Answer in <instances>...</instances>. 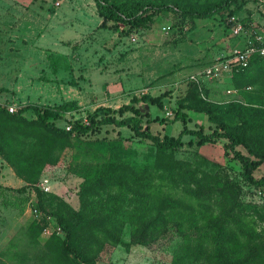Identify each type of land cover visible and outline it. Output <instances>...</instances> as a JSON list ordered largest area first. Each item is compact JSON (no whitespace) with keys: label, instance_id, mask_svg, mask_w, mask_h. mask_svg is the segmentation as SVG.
Segmentation results:
<instances>
[{"label":"trees","instance_id":"1","mask_svg":"<svg viewBox=\"0 0 264 264\" xmlns=\"http://www.w3.org/2000/svg\"><path fill=\"white\" fill-rule=\"evenodd\" d=\"M246 1L94 0L101 25L112 22L118 32L119 23L147 28L159 12L192 20L220 15L221 25L228 28L225 16L239 12ZM230 82L237 94L218 102L202 97L197 84L189 81L188 92L165 118L149 112V105L162 108L165 93H142L118 108L99 105L86 118L74 120L65 114L78 108L76 100L53 106L23 104L15 112L0 103V156L25 181L19 191L34 189L36 206L51 213L64 231L62 237L42 242L41 225L31 220L0 251V264H98L109 247L128 252L133 246H150L170 230L180 243L169 264H264V175H254L264 163V59L254 56L232 73ZM28 110L36 119L22 115ZM189 114L206 116L214 126L209 132L200 125L190 128ZM59 119L64 124H58ZM157 121H180L182 127L176 136L160 135L150 129ZM66 125H71L69 130ZM104 126L128 128L133 137L149 142L151 156L139 162L137 150L119 133L79 140L78 208L37 186L49 167L62 162L72 135L94 134ZM184 135L196 137L199 145L223 140L224 157L240 165L237 177L200 155L177 158ZM240 181L261 201L242 200Z\"/></svg>","mask_w":264,"mask_h":264},{"label":"rangeland","instance_id":"2","mask_svg":"<svg viewBox=\"0 0 264 264\" xmlns=\"http://www.w3.org/2000/svg\"><path fill=\"white\" fill-rule=\"evenodd\" d=\"M258 4L259 0H247L243 8L240 7L237 9L239 12L233 14L244 20H254L256 24L264 23V2ZM60 5L56 9L61 11L58 18L43 28L38 27L39 34H45V38L37 43L35 72L31 69L26 71L32 74L25 76L26 86L22 91L10 89L8 93L2 92L0 103L3 105L18 102L22 105L53 106L66 100H76L78 108L65 114L66 119L74 120L86 118L99 105L118 108L128 104L132 97L140 96L142 92L153 96L165 93L162 108L149 105L152 117L165 118V111H173L176 100L188 92V74L201 70L241 45L240 39L232 34L230 28L221 25L220 15L192 20L159 12L147 28L129 29L127 25L119 23L117 26L122 32H118L112 22L101 25L102 18L97 14L94 0H61ZM15 45L20 48L19 44ZM6 47L8 44L0 43L1 49ZM28 79L31 90H28ZM228 87H231V82L227 76L208 80L203 87L204 98L225 101L229 98L224 92ZM129 114L126 112L124 115ZM22 115L30 120L36 119L32 110ZM189 115L187 126L190 128L200 125L209 132L214 126L206 116ZM57 123L64 124V121L59 119ZM181 127L180 121L150 124L151 131L160 135L176 136ZM118 133L137 150L139 162L143 163L151 156L149 142L133 137L128 128L104 126L94 134L72 135L71 144L61 154L62 162L49 167L43 176H48L50 181L68 180L73 190L79 181L76 179V184L72 178L81 172L77 168L82 154L79 140L114 138ZM182 139L184 145L175 152L177 158L191 160L200 155L220 164L231 177H237L240 165L236 160L224 157L223 140L199 145L196 137L184 135ZM2 160L0 156V163L6 164ZM254 175H264V163L254 171ZM240 184L243 186L242 200L261 201L242 181ZM30 198L28 193L18 188L0 185V251L9 240L20 236L21 229L33 220V217L28 220V211L24 210L29 207L26 202ZM127 230L125 240L128 239ZM44 239L46 237L40 235L42 242ZM179 243L180 237L170 230L150 246H136L128 252L121 246L109 247L101 254L98 264H169Z\"/></svg>","mask_w":264,"mask_h":264},{"label":"crops","instance_id":"3","mask_svg":"<svg viewBox=\"0 0 264 264\" xmlns=\"http://www.w3.org/2000/svg\"><path fill=\"white\" fill-rule=\"evenodd\" d=\"M60 6L55 4V0H0V43L8 44V47L0 48V89H3L0 95L4 91L8 93L10 89L22 91L25 88V76L32 74L26 71L31 69L35 72L36 69L37 43L45 38V34H39V28L58 18L61 11L56 9ZM15 44H19L20 48ZM28 81V90H31ZM76 179L80 182L78 177L72 178V181L77 184ZM69 183L68 180L50 181L51 192L78 208L79 183L73 186V190ZM25 184L8 164L0 163V185L19 189ZM26 205L29 207L24 210L28 211L26 215L30 220L32 214L29 202Z\"/></svg>","mask_w":264,"mask_h":264},{"label":"built area","instance_id":"4","mask_svg":"<svg viewBox=\"0 0 264 264\" xmlns=\"http://www.w3.org/2000/svg\"><path fill=\"white\" fill-rule=\"evenodd\" d=\"M61 0H55V4L59 5ZM264 2L259 0V4ZM225 24L228 25L234 36L240 39L241 45L235 47L226 56L218 58L197 72L188 74L186 77L189 81L197 84L201 95H203L204 83L208 80H219L223 77H231L234 71H238L240 68L246 67L250 60L254 57H260L264 59V23L256 24L254 20H244L243 18L237 17L234 14L225 16ZM227 95L225 101L234 98L237 94V89L228 87L224 90ZM143 93V92H142ZM22 106L21 103L12 102L7 104V110L15 112ZM172 111L166 110L165 116L170 117ZM67 130L70 129L71 125L65 126ZM37 186L44 192H50V179L48 176H42ZM28 194L31 197L28 202L31 208V214L33 220L41 225V235L43 237L60 236L64 235V231L61 226L57 223L54 216L47 210L40 209L36 206L37 197L34 189L30 188Z\"/></svg>","mask_w":264,"mask_h":264}]
</instances>
